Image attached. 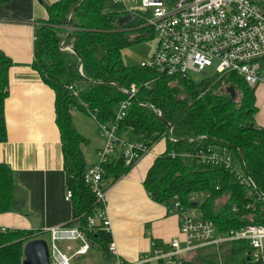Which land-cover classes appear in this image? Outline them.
Instances as JSON below:
<instances>
[{
    "label": "trees",
    "instance_id": "1",
    "mask_svg": "<svg viewBox=\"0 0 264 264\" xmlns=\"http://www.w3.org/2000/svg\"><path fill=\"white\" fill-rule=\"evenodd\" d=\"M9 1L0 0V5ZM80 1L60 0L48 8V21L35 32L32 64L56 95V125L76 212L74 221L66 227H77L92 244L109 251L111 233L100 221L90 224V218H95L104 206L84 181L89 165L83 147L88 140L75 127L73 115L78 111L90 118L95 116L96 124H112L118 105L128 100L124 91L133 85L137 91L126 117L118 122L116 135L148 151L165 143L164 152L154 160L144 180L150 198L169 212L177 202L184 208H195L191 197L204 194L206 198L198 209L220 232L264 226V212L260 210L264 203H258L256 195L249 196V190L264 195V125L256 123L257 90L234 75L196 83L190 77L167 76L141 65H126L123 51L151 39L150 27L127 13L106 12L110 0H83L70 21ZM12 67V61L0 55V144L7 141L5 103ZM229 88L235 90L234 98L227 92ZM117 152L118 156L103 166L107 189L138 164L126 166L123 151ZM223 152L240 162L256 188L241 185L226 167L199 164L196 157L199 153ZM16 188L14 172L0 163V214L14 210ZM250 202L258 208L248 210ZM46 234L0 228V264H23L24 245ZM251 251L247 242H233L220 251L186 256L183 264H254Z\"/></svg>",
    "mask_w": 264,
    "mask_h": 264
},
{
    "label": "crops",
    "instance_id": "2",
    "mask_svg": "<svg viewBox=\"0 0 264 264\" xmlns=\"http://www.w3.org/2000/svg\"><path fill=\"white\" fill-rule=\"evenodd\" d=\"M59 1L10 0L0 5V55L13 63L5 103L7 141L0 144V163L12 169L17 187L14 210L0 214L1 229L45 232L49 236L50 229L64 228L76 216L72 203L66 200L68 176L56 125V95L32 68L36 29L48 21V8ZM259 125H264V115ZM81 126L88 135L83 152L90 167L98 162L97 153L103 148L104 139L97 125L94 131L83 121ZM164 150V142L154 146L108 190L106 215L111 223L112 242L120 259L128 264L152 253L154 246L167 250L172 240L182 239L177 215L154 202L144 188L148 170ZM60 243L62 247L57 246L70 264H83L86 260L91 264L115 262L114 255L97 245L92 244L86 255L75 256L79 243Z\"/></svg>",
    "mask_w": 264,
    "mask_h": 264
},
{
    "label": "built area",
    "instance_id": "3",
    "mask_svg": "<svg viewBox=\"0 0 264 264\" xmlns=\"http://www.w3.org/2000/svg\"><path fill=\"white\" fill-rule=\"evenodd\" d=\"M110 1L121 5L124 13L143 20L157 38L155 52L148 63L141 64L142 67L163 75L182 77H190L192 72L206 76L213 69L211 78L234 75L251 89L264 86V3L255 0H131L132 5L140 3L142 10L152 13L153 18L145 21L143 16L136 15L138 8L128 7V0ZM136 91L135 85L124 91L128 100L118 105L114 123L97 124L104 146L97 153L98 162L84 175L86 185L104 206L95 218H90V224L94 226L100 221L109 233L111 223L106 215L109 189L104 181L103 166L117 155L118 149L123 151L126 166L139 163L149 152L143 145L122 141L116 135L118 122L126 117ZM91 118L97 123L95 116ZM262 129L264 132V126ZM196 157L199 164L226 167L241 185L256 188L240 162L227 152L199 153ZM252 195L257 196L258 203H264L262 193L249 190V196ZM71 198L72 193L67 190L66 200L71 202ZM205 198L204 194L193 195L191 202L196 206L192 209L177 202L169 213L177 215L182 239L172 240L167 250L154 246L152 253L143 255L135 264H183L186 256L242 241L252 249V263L264 264V226L248 225L240 230L220 232L198 209ZM257 208L255 202L247 205L248 210ZM233 210L236 211V207ZM260 210L264 212V204ZM48 234L51 264H70L69 258L57 246L60 242L79 243L75 256H84L91 249V242L77 227L54 228ZM108 252L115 256L114 264H128L118 256L114 242Z\"/></svg>",
    "mask_w": 264,
    "mask_h": 264
},
{
    "label": "rangeland",
    "instance_id": "4",
    "mask_svg": "<svg viewBox=\"0 0 264 264\" xmlns=\"http://www.w3.org/2000/svg\"><path fill=\"white\" fill-rule=\"evenodd\" d=\"M255 1L259 4L264 3V0H255ZM128 3H129L128 7L138 8L136 15L143 16L146 19L145 21L151 20L153 18L152 13L150 11H144L141 9L140 3H138L137 5H132L131 0H128ZM105 10L106 12H110V13H113V12L121 13L125 11V9L121 5H116L113 3H110L106 7ZM156 47H157V38L154 36L149 40L141 41L139 43L133 44L132 46H130L129 48H126L123 51L122 56H123L124 63L128 66H136V65L148 63L153 53L155 52ZM213 73H214L213 69H210L209 73L206 76L192 72L190 74V78L196 83H199L202 80H207L211 78V75ZM225 76H229V75H225ZM256 96H257V105L259 106V114L257 116L256 123L258 124V126H261L259 124L262 122V117L264 115V88H262L260 91L258 90L256 92ZM73 118H74L75 127L78 126L80 133L84 135L86 138H88L86 130L83 129L82 126L80 127V124L82 121L84 122V125L86 124L89 127V130L91 129L92 131H94L96 129V125H97L96 122L89 116H86L84 113L76 111L73 115ZM88 148H91V146H89ZM43 239L49 242L48 235H44ZM58 246L62 247L61 243H58ZM225 247H226V244L219 246L218 248L212 247V248L206 249L204 250V252H209V251H213L216 249H219L220 251V248H225ZM73 264L75 263L73 262ZM83 264H91V262L89 260H86L83 262Z\"/></svg>",
    "mask_w": 264,
    "mask_h": 264
},
{
    "label": "water",
    "instance_id": "5",
    "mask_svg": "<svg viewBox=\"0 0 264 264\" xmlns=\"http://www.w3.org/2000/svg\"><path fill=\"white\" fill-rule=\"evenodd\" d=\"M82 1L83 0H81L80 3L74 9L70 17V21L73 19L74 14L77 11L78 6L82 3ZM124 20L127 21L128 17H124ZM70 50L74 51L71 48ZM227 92L231 94L233 98L236 96V92L233 88H229ZM160 118L165 124H167V122L163 119V117L160 116ZM168 127L170 130L172 129V126L169 125ZM194 206H196V204ZM91 247H92V243H91ZM23 254H24L23 264H51L49 245L48 242L44 239H36L26 243L23 248Z\"/></svg>",
    "mask_w": 264,
    "mask_h": 264
}]
</instances>
